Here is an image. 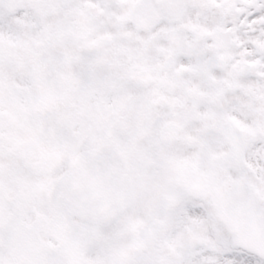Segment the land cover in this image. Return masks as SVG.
Wrapping results in <instances>:
<instances>
[{
  "label": "snow or ice",
  "instance_id": "6c2138e0",
  "mask_svg": "<svg viewBox=\"0 0 264 264\" xmlns=\"http://www.w3.org/2000/svg\"><path fill=\"white\" fill-rule=\"evenodd\" d=\"M0 264H264V0H0Z\"/></svg>",
  "mask_w": 264,
  "mask_h": 264
}]
</instances>
